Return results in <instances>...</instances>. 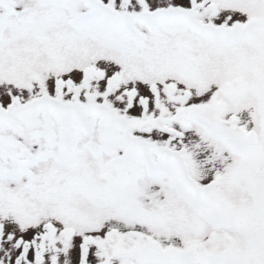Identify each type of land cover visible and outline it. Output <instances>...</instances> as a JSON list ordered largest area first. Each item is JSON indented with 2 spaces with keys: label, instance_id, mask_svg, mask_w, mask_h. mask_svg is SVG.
<instances>
[{
  "label": "snow or ice",
  "instance_id": "1",
  "mask_svg": "<svg viewBox=\"0 0 264 264\" xmlns=\"http://www.w3.org/2000/svg\"><path fill=\"white\" fill-rule=\"evenodd\" d=\"M0 264H264V0H0Z\"/></svg>",
  "mask_w": 264,
  "mask_h": 264
}]
</instances>
